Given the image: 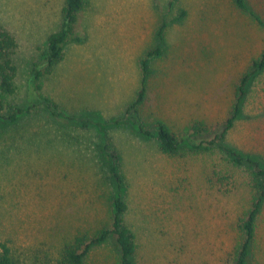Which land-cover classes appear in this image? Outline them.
<instances>
[{
	"label": "rangeland",
	"instance_id": "obj_1",
	"mask_svg": "<svg viewBox=\"0 0 264 264\" xmlns=\"http://www.w3.org/2000/svg\"><path fill=\"white\" fill-rule=\"evenodd\" d=\"M242 1L248 12L237 0H84L74 26L83 41L67 43L40 80L47 102L28 103L31 70L60 28L65 0H0V28L16 41L14 93L0 106V241L15 264H55L75 237L110 227L118 190L104 145L122 177L136 264H232L250 205L247 173L185 139L194 126L209 132L196 143L224 131L238 83L264 51L255 20L264 22V0ZM163 22L147 96L131 117L140 62ZM12 116L17 122L7 124ZM158 121L180 142L177 154L160 152ZM224 142L264 158V70L249 79ZM250 254L246 264H264V204ZM85 264H118L113 241L93 248Z\"/></svg>",
	"mask_w": 264,
	"mask_h": 264
},
{
	"label": "trees",
	"instance_id": "obj_2",
	"mask_svg": "<svg viewBox=\"0 0 264 264\" xmlns=\"http://www.w3.org/2000/svg\"><path fill=\"white\" fill-rule=\"evenodd\" d=\"M237 4L242 10L248 12L246 5L242 0H237ZM84 0H65L62 8V20L60 28L48 36L47 47L39 63L34 64L28 80V90L26 100L31 102H47L40 94V80L44 75H49L53 68L62 60L63 47L71 42H82L83 38L74 36V26L77 21V16L82 10ZM184 11L175 21L181 20L184 17ZM259 26L264 28V22L255 17ZM173 22V21H172ZM168 26L167 22L161 24L159 30V40L157 47L146 54L141 60V78L140 88L135 99L129 104L126 112L131 117H136V111L147 96V76L149 72V62L154 57L161 54V44L163 40V31ZM16 48V41L12 35L0 28V106L2 105L1 98L11 96L14 93V78L16 68L12 62V54ZM254 71L250 74H245L239 81L236 88L237 98L233 105L232 116L227 121V126L220 134L207 141H195L208 136L209 132L199 126H194L185 141L189 144L191 150L196 152H210L218 150L224 159L231 163L236 168H243L247 173V184L250 192V205L243 220L239 223L241 238L233 251L232 264H246L250 252L253 248L257 230V218L264 204V170L262 169L264 158L257 154L236 152L224 142L226 132L233 126V122L237 119L241 112L244 97L249 79L253 74L264 70V51L260 58L253 62ZM135 119V118H134ZM17 122L15 116L7 119V124ZM84 125L85 122H84ZM141 128V127H140ZM154 132L158 142V147L161 153L171 156L175 155L180 150V142L171 133L169 127L163 122H156ZM101 157L106 165L109 174L114 180L118 194L114 197L113 217L110 227L99 230L94 235L89 236L82 234L75 237L71 242L63 246L55 264H85L86 258L90 251L103 244L108 239L113 241L114 248L117 252L118 264H136L134 255L136 250L135 236L130 227L125 222L126 206L121 197L123 189L122 177L117 171V163L115 154L108 150L107 145L101 149ZM0 264H15L10 248L5 242L0 241Z\"/></svg>",
	"mask_w": 264,
	"mask_h": 264
}]
</instances>
